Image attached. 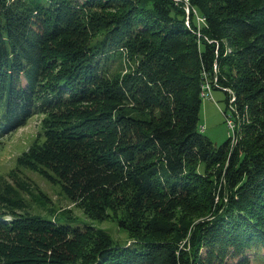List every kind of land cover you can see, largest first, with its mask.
<instances>
[{"label": "trees", "instance_id": "1", "mask_svg": "<svg viewBox=\"0 0 264 264\" xmlns=\"http://www.w3.org/2000/svg\"><path fill=\"white\" fill-rule=\"evenodd\" d=\"M206 82L238 127L221 145L200 130ZM36 114L24 162L128 240L9 196L0 264H250L264 247V0H0V137Z\"/></svg>", "mask_w": 264, "mask_h": 264}, {"label": "rangeland", "instance_id": "2", "mask_svg": "<svg viewBox=\"0 0 264 264\" xmlns=\"http://www.w3.org/2000/svg\"><path fill=\"white\" fill-rule=\"evenodd\" d=\"M210 95L211 97H203L201 103L200 130L217 145H221L229 136L234 135L228 124L232 110L227 107L223 89L212 88ZM43 117V114H36L26 125L0 137V208L6 207L4 200L9 196L17 198L10 208L27 206L31 213L41 215H46L47 208L53 204L58 210H71L72 215L80 218V224L104 228L114 238L126 242L127 233L114 220L110 218L95 220L86 217L58 185L48 181L41 172L30 168L24 162L25 153L42 137ZM241 120L242 118L237 115V121ZM47 198H50L52 203H48ZM5 216L10 218V215ZM250 264H264V247H258L253 253Z\"/></svg>", "mask_w": 264, "mask_h": 264}, {"label": "built area", "instance_id": "3", "mask_svg": "<svg viewBox=\"0 0 264 264\" xmlns=\"http://www.w3.org/2000/svg\"><path fill=\"white\" fill-rule=\"evenodd\" d=\"M178 1V0H177ZM185 2V6H186V10L189 11V0H183ZM211 85L209 83H205L202 86V91H201V96L202 97H211L210 92H211ZM228 124L229 126L233 129L234 131V135L233 137H235L236 134V130L238 129L236 122L234 120V117H228ZM237 127V128H236Z\"/></svg>", "mask_w": 264, "mask_h": 264}, {"label": "bare ground", "instance_id": "4", "mask_svg": "<svg viewBox=\"0 0 264 264\" xmlns=\"http://www.w3.org/2000/svg\"><path fill=\"white\" fill-rule=\"evenodd\" d=\"M180 1H183V0H180ZM182 3V2H181ZM189 12V11H188ZM189 14V13H188ZM199 16V15H198ZM201 21V20H200Z\"/></svg>", "mask_w": 264, "mask_h": 264}]
</instances>
